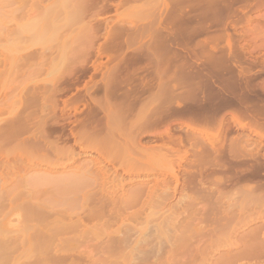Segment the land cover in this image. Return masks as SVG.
Returning <instances> with one entry per match:
<instances>
[{
    "label": "rangeland",
    "instance_id": "1",
    "mask_svg": "<svg viewBox=\"0 0 264 264\" xmlns=\"http://www.w3.org/2000/svg\"><path fill=\"white\" fill-rule=\"evenodd\" d=\"M0 0V264H264V0Z\"/></svg>",
    "mask_w": 264,
    "mask_h": 264
},
{
    "label": "bare ground",
    "instance_id": "2",
    "mask_svg": "<svg viewBox=\"0 0 264 264\" xmlns=\"http://www.w3.org/2000/svg\"><path fill=\"white\" fill-rule=\"evenodd\" d=\"M4 3H8V2H5V0H4Z\"/></svg>",
    "mask_w": 264,
    "mask_h": 264
}]
</instances>
